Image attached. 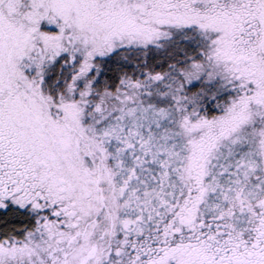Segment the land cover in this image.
I'll list each match as a JSON object with an SVG mask.
<instances>
[{"label":"snow or ice","instance_id":"snow-or-ice-1","mask_svg":"<svg viewBox=\"0 0 264 264\" xmlns=\"http://www.w3.org/2000/svg\"><path fill=\"white\" fill-rule=\"evenodd\" d=\"M0 264H264V0H0Z\"/></svg>","mask_w":264,"mask_h":264}]
</instances>
